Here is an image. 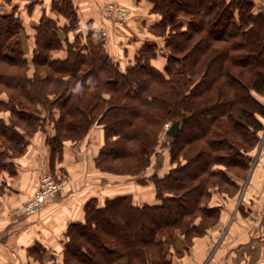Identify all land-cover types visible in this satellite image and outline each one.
<instances>
[{
	"label": "trees",
	"instance_id": "1",
	"mask_svg": "<svg viewBox=\"0 0 264 264\" xmlns=\"http://www.w3.org/2000/svg\"><path fill=\"white\" fill-rule=\"evenodd\" d=\"M151 2L161 19L150 28L167 35L165 47L146 41L125 70L92 26L85 46L68 38L78 20L73 0L52 3L68 23L44 15L36 26L32 62L21 19L0 14V113H9L0 115V173L48 124L54 157L101 123L99 169L137 175L151 163L163 124L180 121L169 142L173 167L155 180L160 202L90 198L83 218L67 225L62 259L47 264H173L168 240L198 233L199 215L218 211L209 204L211 186L239 187L251 166L264 117L257 96L264 95V0ZM160 55L163 68L154 63ZM34 250L44 253L41 245Z\"/></svg>",
	"mask_w": 264,
	"mask_h": 264
},
{
	"label": "rangeland",
	"instance_id": "2",
	"mask_svg": "<svg viewBox=\"0 0 264 264\" xmlns=\"http://www.w3.org/2000/svg\"><path fill=\"white\" fill-rule=\"evenodd\" d=\"M53 2L54 0H0V14L15 11L21 19L22 42L25 55L30 62H32L33 51L36 47V26L43 16L47 15L57 19L61 26L70 21L53 9ZM110 4L126 10V20L122 25L116 20L120 11H114L116 14L113 15L107 10ZM101 6L106 13L103 16L104 21L111 18L115 28L118 27L117 30L126 28L131 17L130 8L126 4L120 1H110ZM75 11L78 20L75 27L68 30L67 35L71 41L79 37L82 46H85L91 25L81 19L76 6ZM110 34L107 29L96 30V42L118 62L120 69L125 70L136 61L139 50L135 49L141 41L128 42L127 39L119 37L111 38ZM65 36L62 33V37ZM156 36L159 42L158 47L162 51L167 35L157 34ZM158 59V64L161 63V65L166 61L162 55ZM33 71V65L30 64L29 73L32 75ZM257 96L264 103V95L258 94ZM0 115L7 117L9 113L1 112ZM261 119L263 128H261L257 146L254 148L251 166L244 178H236L240 186L224 185L223 188L218 185L211 186L209 204L217 206V213L212 218L199 215L197 218L198 233L193 232V237L188 238L178 232L176 238L168 240L166 248L172 263L179 261L180 258L184 259L186 255H191L190 252L198 240L202 245L199 246L200 256L207 257L205 264H211L221 250L222 240L229 235L232 224L240 217V212L245 214L253 168L260 162L264 164V156L261 155V151L264 150V117ZM170 126L171 121L163 124L151 163L144 172L137 175H120L99 169L96 157L105 142V128L101 123L93 124L80 140L67 141L62 156L55 153L53 157L51 147L47 143V136L55 133L53 124H48L47 130H39L33 136L28 137L25 152L22 155L11 157L9 160L13 167L4 169L0 173V230L8 226L10 228V231L0 235V264H47L57 259L61 260L67 225L83 218L84 201L92 197H97L100 203H104L105 199L112 196L130 195L137 204L159 203L155 180L164 176L173 167L169 143L173 136L167 133ZM33 156L35 157L32 158ZM257 156L260 159L255 161ZM26 167L31 168V171H25ZM47 176L53 183L61 185V189L57 192H49L38 206L27 211V205L35 200ZM56 201L68 207L67 216L72 217L62 231L56 229L60 223V218L54 210ZM225 207L229 210L226 217L223 215ZM59 237H63L62 246L55 248L53 247L54 242ZM210 240L212 243L204 245L203 242L208 243L211 242ZM35 245H41L44 248L42 256L35 255L37 254L34 250Z\"/></svg>",
	"mask_w": 264,
	"mask_h": 264
},
{
	"label": "crops",
	"instance_id": "3",
	"mask_svg": "<svg viewBox=\"0 0 264 264\" xmlns=\"http://www.w3.org/2000/svg\"><path fill=\"white\" fill-rule=\"evenodd\" d=\"M73 1L81 19L89 23L93 29L95 28V30L98 31L107 29L111 33V38L119 37L124 40L127 39L128 42L140 40L141 43L135 50H140L146 41L152 39H154V42L157 44L159 43L156 40L158 37L152 33L150 27L161 19V15L153 10L154 4L151 0ZM110 1H120L130 8V22L127 24L126 28L117 30L118 27L115 28L116 26L113 24L114 21L111 18L104 21L103 16L106 13H104L101 5ZM158 62L159 59L154 60L156 66L163 68L165 63L161 65V63L158 64ZM34 157L35 156L32 158ZM30 169L26 167L25 171H31ZM246 199L248 206L245 209V214L240 212V217L232 224L230 233H228L229 235L222 240L220 244L221 250H219L218 255L211 264H264V164L261 162L253 168L249 184V193ZM59 201L55 202L54 210L60 218L59 226H57L56 229L58 228L57 231H62L66 228L67 222H69L72 217L70 218L67 216L68 207L62 206V203ZM85 203L86 201H84V204ZM228 211V208L225 207L223 214L225 217ZM71 212H73L72 209ZM8 227L4 230H0V235L10 231ZM62 238H57L53 247H61ZM200 243V241H196L190 252L191 255H186L184 257L185 260L180 258L179 261H174L173 264H205L207 257L200 256L199 246H202ZM203 243L204 245H208L212 243V241ZM204 252H206V250ZM57 260L60 261V259Z\"/></svg>",
	"mask_w": 264,
	"mask_h": 264
},
{
	"label": "built area",
	"instance_id": "4",
	"mask_svg": "<svg viewBox=\"0 0 264 264\" xmlns=\"http://www.w3.org/2000/svg\"><path fill=\"white\" fill-rule=\"evenodd\" d=\"M107 10L113 15L116 14V12L114 11H120V14L117 15V23L122 25L125 22L126 10L124 8H118L117 6L115 7L114 4H110L109 6H107ZM261 155L264 156V150L261 151ZM259 159L260 158L257 156L255 158V161ZM60 189L61 185L53 183L47 176L46 178H44V184L42 188L37 192L35 200L27 205V211L33 210L35 206H38L40 202H42L45 197L49 194V192H57Z\"/></svg>",
	"mask_w": 264,
	"mask_h": 264
},
{
	"label": "water",
	"instance_id": "5",
	"mask_svg": "<svg viewBox=\"0 0 264 264\" xmlns=\"http://www.w3.org/2000/svg\"><path fill=\"white\" fill-rule=\"evenodd\" d=\"M179 129H180V121L176 120L171 124L170 128L167 130V133L173 137H176L179 133Z\"/></svg>",
	"mask_w": 264,
	"mask_h": 264
}]
</instances>
